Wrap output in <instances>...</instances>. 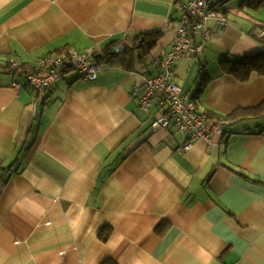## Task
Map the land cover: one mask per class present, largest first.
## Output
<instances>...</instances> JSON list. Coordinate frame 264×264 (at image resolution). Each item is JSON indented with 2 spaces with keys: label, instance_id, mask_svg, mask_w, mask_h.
<instances>
[{
  "label": "crops",
  "instance_id": "obj_1",
  "mask_svg": "<svg viewBox=\"0 0 264 264\" xmlns=\"http://www.w3.org/2000/svg\"><path fill=\"white\" fill-rule=\"evenodd\" d=\"M188 1L0 0V264H264V117H232L264 102V75L222 66L264 52V0H213L228 28L210 21L201 53L177 62L208 139L181 154L188 136L154 128L163 110L134 91L160 73ZM70 48L93 52L96 81L26 85Z\"/></svg>",
  "mask_w": 264,
  "mask_h": 264
},
{
  "label": "built area",
  "instance_id": "obj_2",
  "mask_svg": "<svg viewBox=\"0 0 264 264\" xmlns=\"http://www.w3.org/2000/svg\"><path fill=\"white\" fill-rule=\"evenodd\" d=\"M182 17L176 29L177 38L171 51L160 59V73L148 76L143 84L134 88L135 93L142 91L140 107L150 111L153 101H157L162 113L153 121L154 128H174L188 136V141L179 148L185 154L193 147V142L208 139L216 131V126L207 123L206 115L199 112L196 103L182 94L181 88L173 81L177 62L186 55L201 53L202 46L194 47L192 42L196 36L203 39L211 33L209 22L214 21L216 30H225L229 20L213 0H189L180 6ZM21 65H10L12 71L18 72ZM77 71L80 77L89 82L98 79L102 70L93 59V52L78 53L70 48L58 54L41 58L26 74V85L35 93L49 91L54 83L66 71Z\"/></svg>",
  "mask_w": 264,
  "mask_h": 264
},
{
  "label": "trees",
  "instance_id": "obj_3",
  "mask_svg": "<svg viewBox=\"0 0 264 264\" xmlns=\"http://www.w3.org/2000/svg\"><path fill=\"white\" fill-rule=\"evenodd\" d=\"M161 34L162 32L158 30L139 34V38L141 37V40H143L141 42V47L147 49L152 48L158 41ZM222 66L225 71L233 75L238 80L247 81L254 72L264 75V52L247 57L241 61H223ZM241 115L257 118L264 117V102L251 109L236 111L232 117L238 118ZM108 263L109 262L106 264Z\"/></svg>",
  "mask_w": 264,
  "mask_h": 264
}]
</instances>
